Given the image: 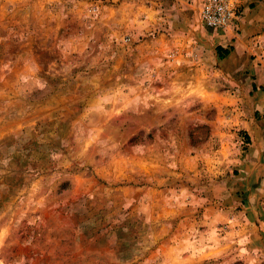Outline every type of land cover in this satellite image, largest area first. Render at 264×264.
<instances>
[{
	"label": "rangeland",
	"instance_id": "obj_1",
	"mask_svg": "<svg viewBox=\"0 0 264 264\" xmlns=\"http://www.w3.org/2000/svg\"><path fill=\"white\" fill-rule=\"evenodd\" d=\"M198 9L0 0V264H264V0Z\"/></svg>",
	"mask_w": 264,
	"mask_h": 264
},
{
	"label": "built area",
	"instance_id": "obj_2",
	"mask_svg": "<svg viewBox=\"0 0 264 264\" xmlns=\"http://www.w3.org/2000/svg\"><path fill=\"white\" fill-rule=\"evenodd\" d=\"M198 19L205 29L224 30L236 16L238 0H198Z\"/></svg>",
	"mask_w": 264,
	"mask_h": 264
},
{
	"label": "trees",
	"instance_id": "obj_3",
	"mask_svg": "<svg viewBox=\"0 0 264 264\" xmlns=\"http://www.w3.org/2000/svg\"><path fill=\"white\" fill-rule=\"evenodd\" d=\"M219 50V48H217ZM247 137V136H246ZM248 139V137L246 138V140Z\"/></svg>",
	"mask_w": 264,
	"mask_h": 264
},
{
	"label": "bare ground",
	"instance_id": "obj_4",
	"mask_svg": "<svg viewBox=\"0 0 264 264\" xmlns=\"http://www.w3.org/2000/svg\"><path fill=\"white\" fill-rule=\"evenodd\" d=\"M208 30V29H207Z\"/></svg>",
	"mask_w": 264,
	"mask_h": 264
}]
</instances>
